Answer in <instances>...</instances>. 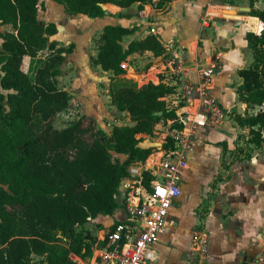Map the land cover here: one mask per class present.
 Returning a JSON list of instances; mask_svg holds the SVG:
<instances>
[{
	"label": "trees",
	"instance_id": "trees-1",
	"mask_svg": "<svg viewBox=\"0 0 264 264\" xmlns=\"http://www.w3.org/2000/svg\"><path fill=\"white\" fill-rule=\"evenodd\" d=\"M56 1L71 16L98 17L105 15L106 3L127 7L152 0ZM170 1L158 0L157 6L164 8ZM39 6L40 0H0V264H77L72 253L90 257L98 239L87 223L114 214L122 205L118 196L128 167L146 161L154 151L140 144L139 134L152 133L159 122L180 126L176 109L165 99L173 87L112 78L111 102L118 111L129 112L133 124L114 125L108 132L84 113L63 128L55 127L50 117L72 105L73 94L61 86L59 77L75 45L51 38L58 26L39 18ZM250 13L259 18L246 35L254 60L238 71L242 82L237 87L246 110L231 113L245 131L239 137L246 146L231 150L229 160L223 157L226 169L235 159L250 158V145L264 144V8L251 0ZM135 29L106 25L97 38L93 63L121 75L133 53L166 52L155 33L125 47L124 37ZM222 144L225 155L228 143ZM164 147H171V142ZM114 154L125 157L115 159ZM151 178L145 172L147 188ZM65 238L68 244L62 242Z\"/></svg>",
	"mask_w": 264,
	"mask_h": 264
},
{
	"label": "crops",
	"instance_id": "crops-1",
	"mask_svg": "<svg viewBox=\"0 0 264 264\" xmlns=\"http://www.w3.org/2000/svg\"><path fill=\"white\" fill-rule=\"evenodd\" d=\"M41 2L43 1L40 0V5ZM58 3L53 0V4H56L53 8L63 9L65 15L77 23L76 32L81 35L82 41L80 44L79 38L74 37V42L64 43V34L57 20L40 17L39 8L40 19L53 21L58 26V32L51 38L61 45H75L74 55L73 52L68 53L63 63L60 84L73 94L71 102L76 105L77 112L83 111L82 114L93 116L101 126L102 119L106 118L113 119L108 124H133L129 112L120 113L111 102L112 78L131 79L139 85L150 80L155 83L163 82L173 87L174 92L183 76L197 83V62L206 64L220 54L210 91L220 101L226 116L230 115L232 122L229 124L236 137L228 139L225 136H212L215 127L223 125L226 117L217 126L200 127L197 130L193 149L188 155L187 168L184 170L180 197L172 208L173 213L170 214L166 231L155 244L157 258L145 264H191L198 257L194 242L198 229L208 232L209 264H253L258 257L264 259V144L261 148L250 145L252 156L235 159L229 169L222 165L224 156L227 160L231 159V150L246 146L245 140L239 137L245 131H239L241 126L232 118L231 113L246 110V104L238 99L237 87L242 82L238 71L249 67L254 60V57L248 56L250 47L246 35L259 18L250 13L251 0H172L164 8L155 6V0L145 4L136 2L127 7L106 3L105 15L98 17L83 13L71 16L65 5ZM216 3L230 4L232 11L226 16L219 15L220 11L214 7ZM254 5L263 9L264 0H254ZM209 6H212L217 16L213 17L209 27H204L202 16ZM106 25L136 28L133 33L124 37L122 43L125 47L133 40L155 33L165 45L166 52L161 56H155L151 51L133 53L126 62V72L115 75L92 61V56L98 51L97 38ZM73 56L74 62H70ZM81 63L85 64V70L81 69ZM77 71L78 75L75 76ZM82 73L90 82L87 85L77 80L82 77ZM89 87L93 88V93ZM228 89L235 91L237 105L227 102L225 92ZM173 92L165 99L177 113L179 107L175 104ZM196 95L197 91L191 100ZM258 108H251L250 112H256ZM155 127L164 130L162 143L156 149L149 134H139L143 147H154L150 154L152 158H157L159 150L169 143V124L159 122ZM105 130L109 132V129ZM223 141L228 143L225 155ZM121 156L122 159L125 157ZM228 174L229 177L222 180ZM123 209L121 216L110 220L101 218L102 224L92 227L98 239L95 247L103 245L101 238L105 229L126 219L127 210L124 206ZM92 256L93 254L88 257L86 264Z\"/></svg>",
	"mask_w": 264,
	"mask_h": 264
},
{
	"label": "built area",
	"instance_id": "built-area-1",
	"mask_svg": "<svg viewBox=\"0 0 264 264\" xmlns=\"http://www.w3.org/2000/svg\"><path fill=\"white\" fill-rule=\"evenodd\" d=\"M155 1L157 6L158 0ZM211 7H207L202 16L204 27H209L213 17L217 16ZM214 7L222 16L232 11L230 4L216 3ZM255 30L260 33L262 27L257 25ZM219 59L220 54L206 64L196 63L197 83L185 76L178 81L172 94L179 107L180 126L169 125L167 138L171 147L160 149L157 158L149 156L144 162L130 164L118 196L127 210V217L103 231V245L93 247L88 264H145L156 260L155 244L166 231L171 209L180 196L184 170L197 130L217 126L226 117L220 101L210 91ZM126 62L123 63L125 69ZM195 91L197 95L191 100ZM145 172L152 177L150 188L144 185ZM194 242L198 257L191 264H209L208 232L198 230ZM253 264H264V259L258 257Z\"/></svg>",
	"mask_w": 264,
	"mask_h": 264
},
{
	"label": "rangeland",
	"instance_id": "rangeland-1",
	"mask_svg": "<svg viewBox=\"0 0 264 264\" xmlns=\"http://www.w3.org/2000/svg\"><path fill=\"white\" fill-rule=\"evenodd\" d=\"M43 2H41V5H40V17H43L44 19H56L57 20V24L60 25V30L63 31L62 35L63 38L65 39L66 43L67 42H74V37L76 39H78V41L80 42V44H82L81 42V35H77V23L76 22H73L69 19V17L67 15H65L63 9H57V8H53L54 5L56 4H53V0H42ZM52 4V5H51ZM59 4V3H58ZM61 5V4H59ZM72 35V36H70ZM247 52V51H245ZM74 55V52L72 53ZM81 54V53H80ZM248 56H251L253 57L252 55V51L250 48H248ZM82 57V56H81ZM147 59V57H145ZM28 57L25 59V63H24V67L27 68V65H28ZM70 62H74V56L70 59ZM83 64V65H82ZM85 64L84 63H81V69L82 70H85L86 66H84ZM78 72H76V75H78ZM78 82H83V84H86L87 83H90L88 82V79L87 77H85L82 73V77H79L78 79ZM89 90L90 92L93 93V88L91 89V87H89ZM225 96L227 98V102H229V104H232V105H237V99L236 98V93L235 91L231 90V89H228L226 92H225ZM94 98H96L94 96ZM74 100V98H73ZM74 102V101H73ZM234 110V109H233ZM80 111L77 112L76 110V105L75 104H72L68 110L66 111H63V112H57V113H54L50 119H51V122L52 124L57 127V128H63L65 125H67L70 121L74 120L75 118H77L79 115H81L83 113H79ZM244 112V111H242ZM113 116L114 117H117L116 113H113ZM103 120V123H102V126L105 128V129H109V131L111 130L112 126L114 125V123L112 124H108V121H113V119H110L108 120L107 118L106 119H102ZM232 122V119L230 117V115L227 114L226 116V119H225V123L223 125H221L220 127L216 128L213 130V133H212V136H216V135H219V136H225L224 138H228L230 139L232 136H234V138L236 137V133L232 131V128L230 126ZM230 123V124H229ZM204 127H208L209 126H204ZM207 128V129H208ZM240 132L244 133V129L240 127L239 129ZM164 132V130L162 128H154L153 132L152 133H149V135L152 137V142H155L154 144V147L155 149L161 145L162 143V133ZM148 134V133H146ZM243 142V141H241ZM115 156V159H122V156L121 155H118V154H114ZM180 196H178L179 198ZM204 205H207V204H204ZM203 208V206H202ZM201 208V209H202ZM123 206L121 204H119L118 208L115 210L114 214L113 215H107V216H101L99 219H93V220H90L88 223H87V226L89 227H93V226H99L100 224H102V219L101 218H105L106 220H110L112 218H114L115 216H118L119 215L121 216L123 214ZM173 213V209H171V214ZM111 222V221H110ZM93 229V228H92ZM199 230V229H198ZM197 230V231H198ZM196 231V232H197ZM62 242L64 244H68V240L65 238L62 240ZM72 257L74 260H76L77 264H86L88 262V258H85V257H80L74 253H72Z\"/></svg>",
	"mask_w": 264,
	"mask_h": 264
},
{
	"label": "water",
	"instance_id": "water-1",
	"mask_svg": "<svg viewBox=\"0 0 264 264\" xmlns=\"http://www.w3.org/2000/svg\"><path fill=\"white\" fill-rule=\"evenodd\" d=\"M103 7L106 9V5H103ZM120 113H122V111H119Z\"/></svg>",
	"mask_w": 264,
	"mask_h": 264
}]
</instances>
